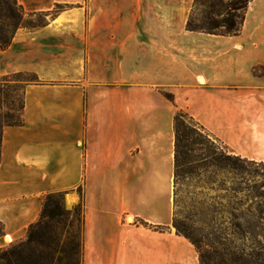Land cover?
I'll list each match as a JSON object with an SVG mask.
<instances>
[{
	"label": "crops",
	"instance_id": "0c3cea01",
	"mask_svg": "<svg viewBox=\"0 0 264 264\" xmlns=\"http://www.w3.org/2000/svg\"><path fill=\"white\" fill-rule=\"evenodd\" d=\"M193 2L19 0L50 18L0 51V78L36 77L3 131L0 249L64 193L83 202L82 264H200L173 228L175 117L264 162V0L237 36L188 30Z\"/></svg>",
	"mask_w": 264,
	"mask_h": 264
},
{
	"label": "trees",
	"instance_id": "16d2710c",
	"mask_svg": "<svg viewBox=\"0 0 264 264\" xmlns=\"http://www.w3.org/2000/svg\"><path fill=\"white\" fill-rule=\"evenodd\" d=\"M220 1L222 5L219 6L211 0H195L187 29L220 36L239 35L252 0H247L244 6H238L237 2L226 5L223 0ZM199 7L203 8L204 23L194 20ZM238 10L243 13L237 14ZM48 15L26 13L19 0H0V51L11 45L19 29H33L43 24H33L28 18H45ZM238 18L241 22L236 25L235 19ZM3 87L6 86L0 85V95ZM6 105L7 113L0 112V161L4 128L22 123L24 97L19 107L15 101ZM175 135L176 190L185 168L198 160L226 168L231 164L228 161L241 158L219 152L210 134L184 111H179L175 117ZM79 192L82 193V188H79ZM64 196V193L46 196L41 217L30 227L27 237L0 249V264H82L83 244L78 234L71 232L72 227L66 229L71 211L64 209ZM80 207L83 208V202L75 209V214L80 212ZM227 213L231 216L227 224L208 225L198 236L187 232L175 219L173 225L178 235L185 236L197 248L200 264H264V197L230 202ZM82 218L84 222V212Z\"/></svg>",
	"mask_w": 264,
	"mask_h": 264
},
{
	"label": "rangeland",
	"instance_id": "374dc122",
	"mask_svg": "<svg viewBox=\"0 0 264 264\" xmlns=\"http://www.w3.org/2000/svg\"><path fill=\"white\" fill-rule=\"evenodd\" d=\"M246 1L223 0L226 5L231 2H237L238 6H244ZM211 2H215L219 6L222 5L220 0H211ZM194 3L195 0L188 21L192 16ZM202 10L203 8L199 7L195 12L194 20L196 23H204L206 21L201 13ZM236 13L242 14L243 12L238 10ZM49 18L33 16L32 18H28V21L33 22V24H41ZM235 22L238 25L241 19H235ZM34 80H36L35 76L25 74H15L0 78V85L6 86L3 87V92L0 95V112L7 113L6 103H10V101H15L18 107L21 106L25 85L27 82ZM4 102L6 103L4 104ZM182 111L188 113L186 110ZM189 116L192 117L190 114ZM193 120L210 134V139L214 143L215 148H218L219 152L224 153L226 156H237L230 152L224 143L208 131L203 124L195 118ZM209 145L212 146L211 143ZM229 162L231 163L230 166L219 168L211 166L202 160H198V162L185 168L182 173L177 190L175 189L174 219L185 227L187 232H191L192 235H201L203 228L206 229L208 225L214 223L227 224L231 217L227 213L230 202L233 203L239 200L250 201L251 199H255V197H264V162H254L242 157L240 160H232ZM78 193L80 194L79 190ZM81 204L79 202L76 205H72L68 200L66 202V196H64V209L66 212L71 211L66 229L68 230L72 227L71 232L77 233L80 242L83 244V208L80 207V212L75 214V209L81 206ZM173 228L177 232L174 225ZM182 237L188 240L185 236ZM188 241L190 242V240Z\"/></svg>",
	"mask_w": 264,
	"mask_h": 264
},
{
	"label": "bare ground",
	"instance_id": "6f19581e",
	"mask_svg": "<svg viewBox=\"0 0 264 264\" xmlns=\"http://www.w3.org/2000/svg\"><path fill=\"white\" fill-rule=\"evenodd\" d=\"M200 82H201V83H203V82H204V80H203V79H200ZM129 220H130V221H132V218H130ZM6 240H7V241H9V239H8V238H7Z\"/></svg>",
	"mask_w": 264,
	"mask_h": 264
}]
</instances>
